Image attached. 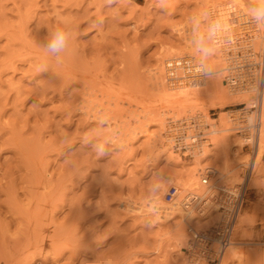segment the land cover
I'll return each instance as SVG.
<instances>
[{"label": "rangeland", "instance_id": "rangeland-1", "mask_svg": "<svg viewBox=\"0 0 264 264\" xmlns=\"http://www.w3.org/2000/svg\"><path fill=\"white\" fill-rule=\"evenodd\" d=\"M244 1L248 9L256 5ZM200 2L0 0V264H219L190 262L171 236L176 218L159 220L146 209L174 173L186 179L195 164L199 181L205 166L220 171L222 159L198 161L200 155L174 147L167 136L171 121L198 116L213 124L221 111L231 119L249 106L246 91L237 92L247 99L221 107L155 106L148 72L170 56L168 49L183 51ZM251 23L258 28L257 50L264 28ZM57 29L69 38L53 53L47 45ZM199 60L191 63L198 68ZM227 142L238 143V162L222 179L234 191L230 199L240 190L237 214L245 219L244 239L253 242L245 244L246 257L264 264L255 258L264 252V150L251 170L255 144L234 131ZM210 146L205 150L213 152ZM209 215L200 225L206 218L209 224L194 228L214 225L216 215L212 221Z\"/></svg>", "mask_w": 264, "mask_h": 264}, {"label": "bare ground", "instance_id": "bare-ground-1", "mask_svg": "<svg viewBox=\"0 0 264 264\" xmlns=\"http://www.w3.org/2000/svg\"><path fill=\"white\" fill-rule=\"evenodd\" d=\"M203 1L204 0H202V3L200 2L201 5H199L200 3H197L199 5L198 8L194 6L197 10H193L192 15L194 13L195 15L190 17L189 30L184 32V36L182 37L184 48L183 51L182 49L179 50L183 52V54H181V52L178 50L174 52V50L168 49V51L166 49V55L170 54V56L160 57L158 63H156L157 65L154 68L150 69L148 72L151 87L155 92V106L157 107V105L159 104L160 107L164 108L163 110H180V112H182L189 109L191 110L195 107H221L237 100L247 99V96L244 95V92L240 94L237 92L238 90H230L228 88H224V85L221 82L223 79H221V77L222 75H224V67H222V64H220V66L219 63H221V58H225L224 51L227 46H230L231 44L234 45L237 41H239V43L242 45L257 44L255 43L254 38H258L259 36L257 31L258 28L251 29V27H254V24L251 23L253 20L249 15L250 9H248L249 7L246 5L247 3H245V1L243 2V0H227L225 3L222 2L224 0L221 1L222 3H215L214 1L213 3L215 4L213 5H210L211 1L209 2L208 0H205L209 4H206L205 1L203 3ZM251 1H254L256 5L258 3V0ZM217 21H219L222 25V30L219 31L215 36L209 37V25ZM261 28H264V26L260 27V31ZM201 37H203L202 40ZM201 48L211 49L210 54L205 55L201 51ZM258 49L262 52V54H264V36H262V40H260L259 42ZM163 55H165V52ZM192 56L197 60V62L200 59L198 68L193 63H191L192 59L195 60L194 58H192ZM204 60H207L209 64L206 65L207 62L206 64H203ZM162 63L163 65H161ZM204 65L207 66L208 69ZM189 71L194 74H199L201 72V75L198 77H194L191 74L186 73ZM205 91L207 92L206 95H204ZM43 93H45V91ZM154 112L157 111L155 110ZM224 114L225 112L221 111L219 113V116L216 117L218 119V124L217 122H215L216 118L212 119L213 122L211 121L213 124H211L212 129L210 141L213 146L211 144L207 145V142H205V144H203V147L199 149L198 152H196V149L191 150V154L200 155V157L197 158L198 161L199 159L206 160L209 158L212 161L216 160L215 162H220V160H217V158L222 159V163H220V171L218 170L219 173L216 175V169L210 166H205L211 168L212 174L209 183L202 184L195 177L197 171H193V167H195L196 165H190V167L188 166L189 169L185 170L186 174L188 175L186 179H183L182 176H179V172L174 173L170 180L162 183L161 190L157 192L156 195L154 194L155 196L153 195V197L151 198V202L146 208L149 213H154L155 216L160 217L161 219L159 220L164 221L171 218H176L177 221L173 226L174 228L172 230L171 236L180 249L186 247L185 241L187 242L188 240V231L195 229L194 227H198L200 225V222L202 223L201 220L203 218L207 217V215L209 214L212 215L208 216L209 221L213 220H210L213 215H216V219H219L221 217L223 212L219 210L220 203L224 197H226L233 191L232 187H229L228 184H225V180H223L222 177H225V173L228 174V172L235 168L238 161H235L234 156H236V152L239 151V149L236 148L238 145L237 142V144L233 143L232 145H229V143L227 142V137L229 135L230 129L229 120L231 119L228 118L227 115L225 117ZM258 114L260 118V127L256 135L251 170L255 168L256 162L259 159L262 150H264V94H262V99L259 103ZM160 115L161 116L157 117L158 123L159 121H161L160 119L162 117V114L160 113ZM159 141L160 140L154 142L152 140V143L157 142L158 144ZM155 145L156 144H154V146ZM234 145L235 147L233 148ZM207 146H210L209 149H216L213 152H210L205 150ZM228 155L231 156L228 158ZM182 172L183 171H181V174ZM232 173L235 172L232 171ZM37 178H39V176ZM237 179L239 178H236L235 180L237 181ZM222 180L224 183L221 182ZM247 182L250 185L254 184L253 182L250 183V177L247 178ZM171 183L177 187L178 191L174 199L171 202H167L163 200V196L161 197V194L163 193L162 191H164L166 185ZM187 200L189 203L186 204ZM236 218L237 221L234 224L235 226L233 228L235 230V233L236 231H240L241 233H236L238 234V237L235 236V233L233 234V239L231 238L230 243L226 247L219 264H228V262L230 263V261L233 260H237V262L241 264H256L255 260L247 259L245 254V252L247 251V247L245 246V244L253 243L251 241L247 242L248 240L244 239L245 237H243V235L245 234L243 233L245 219L241 214H237ZM205 221L209 224L206 218L201 225H204V223H206ZM256 256L257 258L264 260V252L259 255L257 253L255 255V258Z\"/></svg>", "mask_w": 264, "mask_h": 264}, {"label": "built area", "instance_id": "built-area-1", "mask_svg": "<svg viewBox=\"0 0 264 264\" xmlns=\"http://www.w3.org/2000/svg\"><path fill=\"white\" fill-rule=\"evenodd\" d=\"M226 59L223 75L226 87L230 90L251 93L248 109L242 111L238 117L231 118L232 124L229 131L240 135L245 144L254 145L260 127L258 107L262 94H264V54L259 49L255 50L252 45L235 42L228 50ZM186 73L194 77L201 75V72L199 74L191 73V71ZM211 129V123L205 122L198 116H188L172 120L167 136L174 147L189 154L191 150L201 149L205 142L207 145L211 144ZM211 174V168L205 167L199 175L200 183L208 184ZM177 191L175 185H170L163 194L164 200L171 202ZM187 203H189L188 200ZM240 205L241 195L238 190L233 199H230L228 195L222 199L219 210L223 213L214 225L204 230L189 231L184 249L190 262L197 263L201 259L215 262L221 259L230 243L234 219Z\"/></svg>", "mask_w": 264, "mask_h": 264}, {"label": "clouds", "instance_id": "clouds-1", "mask_svg": "<svg viewBox=\"0 0 264 264\" xmlns=\"http://www.w3.org/2000/svg\"><path fill=\"white\" fill-rule=\"evenodd\" d=\"M249 15L258 26H264V0H258L257 5L250 9ZM221 30H222V25L220 24L219 21L210 24L208 29L209 37L215 36ZM68 38H69L68 33H66L62 29H57L52 34V38L47 45L48 50L53 53H58L63 51L67 45ZM202 39L203 37H201V40ZM201 51L205 55H208L210 54L211 49L201 48Z\"/></svg>", "mask_w": 264, "mask_h": 264}]
</instances>
